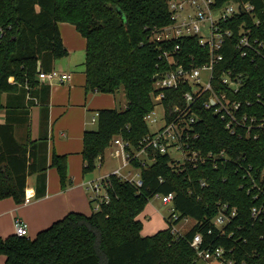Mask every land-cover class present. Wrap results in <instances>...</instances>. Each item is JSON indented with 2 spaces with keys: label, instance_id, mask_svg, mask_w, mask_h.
<instances>
[{
  "label": "trees",
  "instance_id": "16d2710c",
  "mask_svg": "<svg viewBox=\"0 0 264 264\" xmlns=\"http://www.w3.org/2000/svg\"><path fill=\"white\" fill-rule=\"evenodd\" d=\"M237 1L255 6L254 16L262 22L254 25L251 16L246 15V19L252 23L254 34L264 40V0ZM169 15L168 0H0V27L6 28L0 41V110H6V120L0 122V198L11 197L21 203L27 178L33 174L37 175L38 189L44 192L49 167L56 168L62 187L68 184L67 154L53 153L48 165L46 131L32 140L28 125L27 136L23 140L16 137L21 115L29 113L26 94L29 92L32 98L33 90L44 84L38 80V63L42 70L49 71L56 60L69 55L59 23L74 25L86 40V93L115 94L123 88L127 97L125 109H99L97 129L85 130L82 156L86 174L97 168L115 135L123 133L137 142L148 132L144 117L154 107L155 77L164 66L146 28L166 25ZM192 42L193 48L185 52L203 50L197 39ZM246 66L242 92L249 96L264 92V64L256 66L246 61ZM5 93L9 97L6 104L2 102ZM166 104L172 105L169 101ZM200 124L205 149L224 150L232 158L216 170L206 167L210 183L202 190L204 200L188 194L193 184L184 174L173 172L168 156H158L155 164L143 169L145 185L140 192L112 177L110 201L92 214L69 212L33 239L15 234L0 236L4 264H196L189 241L197 232L203 235V246L234 247L237 264H264V216L259 218L261 221H253L250 214L251 208L264 200L254 199L242 187L245 181L238 167L245 162L255 174L264 170V131L257 138L231 135L211 111L204 112ZM161 175L166 178L164 183L159 180ZM171 191L177 193L179 221L190 216L198 224L181 236L174 235L170 227L143 236L140 213L156 193ZM218 200L238 209L233 223L226 228L227 234L232 233L230 237L217 229L208 231L214 213H209V208Z\"/></svg>",
  "mask_w": 264,
  "mask_h": 264
},
{
  "label": "built area",
  "instance_id": "2783aa9c",
  "mask_svg": "<svg viewBox=\"0 0 264 264\" xmlns=\"http://www.w3.org/2000/svg\"><path fill=\"white\" fill-rule=\"evenodd\" d=\"M168 8L170 15L166 25L146 28L151 32L150 41L156 44L161 66H164L155 77L154 107L144 117L149 130L137 142L123 133L111 139L96 167H103L105 154L120 164L87 182L94 210L110 201L112 177L128 182L140 192L145 185L142 171L155 164L158 156H168L173 172L184 174L193 184L188 194L198 201L204 200L202 190L210 183L206 167L216 170L232 160L224 150L205 149L199 130L205 111L213 112L229 133L239 138H257L264 131V92L257 91L251 96L242 92L247 80L246 61L256 66L264 64V40L254 34L252 23L246 19V15L251 16L254 25L262 22L254 16L255 6L249 1L237 0H168ZM5 33L6 28L0 27V41ZM194 38L203 50L185 52L184 49L193 48ZM71 77V73L56 68L44 71L38 63L40 83H63ZM26 88L30 90L28 85ZM28 97H31L29 92ZM167 101L172 105L168 106ZM97 117L98 113L92 120L97 121ZM238 167L243 171L245 183L242 187L254 199L264 200V170L255 174L252 166L245 162ZM159 180L164 183L166 178L161 175ZM155 196L169 206L166 219L174 235L181 236L198 224L190 216L179 221L181 215L175 205L176 191L158 192L152 198ZM209 209V213L214 212L209 233L217 229L230 237L232 233L227 234L226 228L237 216V207L218 200ZM250 214L253 221L262 220L264 201L259 206L254 205ZM187 219H191L192 224L182 233L178 226ZM28 227L26 221L16 218L14 234L28 237ZM203 243V235L199 232L189 241L195 251L196 264L238 263L234 247L203 246Z\"/></svg>",
  "mask_w": 264,
  "mask_h": 264
},
{
  "label": "crops",
  "instance_id": "0c3cea01",
  "mask_svg": "<svg viewBox=\"0 0 264 264\" xmlns=\"http://www.w3.org/2000/svg\"><path fill=\"white\" fill-rule=\"evenodd\" d=\"M59 30L69 54L77 50L83 51L84 48L86 52V40L74 25L60 22ZM68 56L56 60L53 67L71 73V79L51 85L39 84L31 94L35 98L28 97L27 93L25 102L29 113L21 115V123L16 125V137L20 140L27 136L28 125L31 128L32 140H37L42 132H47L48 165L53 153L68 155V184L62 187L56 168L49 167L44 192L38 189L37 175L33 174L27 178L25 197L21 203L11 197L0 198V236L4 238L14 235L16 218L28 223V237L33 239L41 230L48 228L69 212L90 215L94 210L95 204L87 191V182L92 178L87 179L84 175L83 135L87 130L89 110L112 107L108 101L103 102L99 93H86L84 69L79 73L68 71L67 68L71 67ZM83 64L84 62L82 66ZM8 98L7 93L3 94L2 102L6 104ZM15 98L20 99L19 96ZM12 99L14 100V96ZM101 102L100 106H94ZM5 120L6 110L1 109L0 122ZM26 199H29V202H25ZM5 261L6 256L0 253V264Z\"/></svg>",
  "mask_w": 264,
  "mask_h": 264
},
{
  "label": "rangeland",
  "instance_id": "374dc122",
  "mask_svg": "<svg viewBox=\"0 0 264 264\" xmlns=\"http://www.w3.org/2000/svg\"><path fill=\"white\" fill-rule=\"evenodd\" d=\"M67 23V22H65ZM70 24V23H69ZM78 33V32H77ZM80 37V36H79ZM68 61L71 62V67L67 68L68 71H74L79 73L84 69V65L82 66V62L85 61L86 52L85 48L83 51L77 50L74 52H70L69 56L67 57ZM65 69V68H64ZM92 94V93H90ZM101 95V99L104 100L103 102L108 101L112 108H116L118 110H123L127 106V97L125 95L124 89L121 88L115 94L112 93H99ZM93 95V94H92ZM101 103H96L94 106H100ZM99 109L92 108L88 112V130H96L97 129V121H93L92 118L96 116V113ZM104 165L101 169L95 168L92 172L84 174L85 177L88 178H95L100 173L106 172L107 170H111L117 167L120 162L116 159L110 158L108 155L105 154V158L103 160ZM89 195L91 191L87 190ZM169 206L164 205L159 198L156 196L153 197L148 204L146 205L145 209L140 213L139 219L143 222V228L141 234L143 236L152 235L156 232L168 228V221L166 217L169 214ZM192 224L191 219L184 220L180 223L178 228L181 230L182 233L186 232L190 225Z\"/></svg>",
  "mask_w": 264,
  "mask_h": 264
}]
</instances>
